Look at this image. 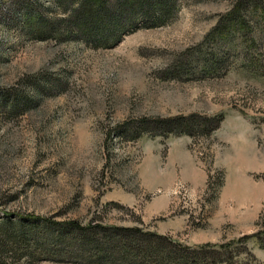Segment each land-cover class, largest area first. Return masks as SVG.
Masks as SVG:
<instances>
[{
  "label": "rangeland",
  "instance_id": "1",
  "mask_svg": "<svg viewBox=\"0 0 264 264\" xmlns=\"http://www.w3.org/2000/svg\"><path fill=\"white\" fill-rule=\"evenodd\" d=\"M72 1L0 0V224L33 230L0 264H77L33 246L63 223L264 264V0H177L168 24L107 48L59 32ZM232 8L244 23L217 33ZM191 115L223 121L209 138H131Z\"/></svg>",
  "mask_w": 264,
  "mask_h": 264
},
{
  "label": "trees",
  "instance_id": "2",
  "mask_svg": "<svg viewBox=\"0 0 264 264\" xmlns=\"http://www.w3.org/2000/svg\"><path fill=\"white\" fill-rule=\"evenodd\" d=\"M255 3L262 0H253ZM73 10L60 20L59 32L77 35L78 39L94 48H107L116 44L122 36L139 29H153L168 24L176 16L177 0H73ZM235 15V16H234ZM241 13L232 8L226 16L230 21L219 22L220 27L237 21L244 23ZM224 23V24H223ZM220 24V25H219ZM42 30H49L48 24L41 21ZM112 44V45H113ZM206 64L217 62L209 59ZM17 99V98H16ZM19 103L10 99L9 105ZM223 116L213 118L191 115L171 119H144L140 121L132 139L144 134L167 138L187 136L209 138L216 131ZM121 136L124 134L121 133ZM130 138V139H131ZM221 174L220 186L223 184ZM35 221V222H33ZM33 223H40L33 219ZM13 223L0 224V257L5 253L3 246L29 248L26 240L32 239L33 232L22 229V233L12 229ZM67 231V232H65ZM34 238V237H33ZM35 249L44 255H52L56 262L77 264H248L239 259L241 253L233 255L230 245L188 247L172 238L140 228L89 226L77 227L74 223L57 224L53 234L47 235V243L33 241ZM70 242V243H69ZM264 243H259L264 248ZM72 255V256H71ZM72 258H71V257ZM67 258V259H63ZM71 258V259H70ZM255 260V259H254ZM4 262V261H2ZM256 264H259L256 262Z\"/></svg>",
  "mask_w": 264,
  "mask_h": 264
}]
</instances>
